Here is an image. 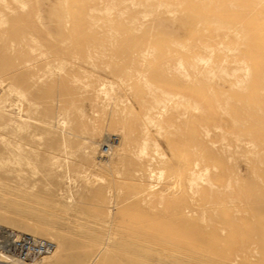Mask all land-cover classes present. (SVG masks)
I'll list each match as a JSON object with an SVG mask.
<instances>
[{
  "label": "rangeland",
  "instance_id": "rangeland-1",
  "mask_svg": "<svg viewBox=\"0 0 264 264\" xmlns=\"http://www.w3.org/2000/svg\"><path fill=\"white\" fill-rule=\"evenodd\" d=\"M0 224L50 264H264V0H0Z\"/></svg>",
  "mask_w": 264,
  "mask_h": 264
},
{
  "label": "built area",
  "instance_id": "built-area-1",
  "mask_svg": "<svg viewBox=\"0 0 264 264\" xmlns=\"http://www.w3.org/2000/svg\"><path fill=\"white\" fill-rule=\"evenodd\" d=\"M54 242L0 226V260L23 264L51 253Z\"/></svg>",
  "mask_w": 264,
  "mask_h": 264
},
{
  "label": "bare ground",
  "instance_id": "bare-ground-1",
  "mask_svg": "<svg viewBox=\"0 0 264 264\" xmlns=\"http://www.w3.org/2000/svg\"><path fill=\"white\" fill-rule=\"evenodd\" d=\"M107 147V146H106ZM105 151V150H104ZM111 151H112V148L109 146V147H107L106 148V154H110L111 153ZM112 156H113V153H111L110 154V159L112 158ZM0 226L1 227H4V228H8V227H5V226H3V225H1L0 224ZM10 229V228H9ZM17 232H19V231H17ZM25 234H28V233H25ZM28 235H31V234H28ZM32 236V235H31ZM34 237H36V236H34ZM170 242V241H169ZM55 244V243H54ZM56 248H57V245L55 244V246H54V249H53V251L51 252V253H49V254H47V255H44V256H42V257H39V258H35V259H33V260H31V261H27V262H25V263H23V264H50L52 261H53V257L56 255L55 254V252H56ZM0 264H11V263H7V262H5V261H2V260H0Z\"/></svg>",
  "mask_w": 264,
  "mask_h": 264
}]
</instances>
